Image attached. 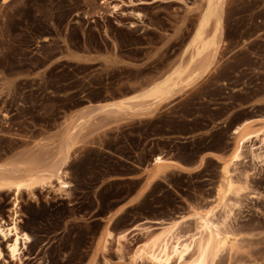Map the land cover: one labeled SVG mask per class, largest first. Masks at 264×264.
<instances>
[{
    "label": "rangeland",
    "instance_id": "obj_1",
    "mask_svg": "<svg viewBox=\"0 0 264 264\" xmlns=\"http://www.w3.org/2000/svg\"><path fill=\"white\" fill-rule=\"evenodd\" d=\"M100 2L0 0V165L11 168L20 155L51 160L68 125L77 140L66 165V192L24 191L16 208L13 193L0 192V223L16 219L30 236L20 261L10 259L0 237V264H132L128 256L147 238L142 227L152 226L151 219L214 204L220 157L232 145L229 118L249 102L264 115V0H225L224 31L208 74L146 112L122 111L124 128L108 133L106 144H81L80 133L95 115L73 116L76 108L131 94L164 76L188 55L186 43L204 6L203 0H111L119 5L111 12ZM77 52L102 60L82 63ZM211 148L221 154L211 153L198 171L172 174L173 193L156 185L137 207L106 215L134 187L111 178L128 171L124 163L147 164L156 152L193 161ZM263 164L261 158L233 167L235 176L250 174V188L231 218L242 248L231 260L223 251L218 264H264ZM107 230L128 233L102 251Z\"/></svg>",
    "mask_w": 264,
    "mask_h": 264
},
{
    "label": "bare ground",
    "instance_id": "obj_2",
    "mask_svg": "<svg viewBox=\"0 0 264 264\" xmlns=\"http://www.w3.org/2000/svg\"><path fill=\"white\" fill-rule=\"evenodd\" d=\"M203 2L204 6L186 43V58H180L164 76L138 91L89 106L103 112L130 111L141 114L149 110L151 105L169 101L197 79L207 75L217 60V45L224 31L225 0ZM100 4L111 12L119 9V5L113 4L111 0H101ZM229 122L232 123V118H229ZM68 126L58 136L51 160L20 155L11 168L7 164L0 165V192L13 193V208L17 207L19 196L24 191L33 194L38 188L44 187H55L65 192L69 189L71 182L67 179L66 165L77 140L73 127ZM230 133L233 135L232 145L230 151L220 157L224 161L219 167L220 183L211 197L214 204L211 203L205 209L191 208L187 214L173 219L150 220L152 226L142 227L147 238L128 256L132 264H218L223 251L226 250L229 260L241 251L242 244L231 218L232 211L241 204L242 195L250 188V174L235 176L233 167L264 158V116L243 119L233 124ZM153 161L160 165L170 160L157 154ZM159 170L160 167L156 172ZM255 196V192H249L250 198ZM136 226L133 225L131 229ZM151 227L158 229L153 232ZM127 233L128 230L118 234L107 230L101 245L102 251L108 249L110 239L114 237L120 244ZM0 237L6 243L10 259L20 261L21 246L25 247L30 236L19 229L16 219L7 225L5 221L0 223ZM117 250L120 252L119 246ZM2 257L0 248V259Z\"/></svg>",
    "mask_w": 264,
    "mask_h": 264
},
{
    "label": "crops",
    "instance_id": "obj_3",
    "mask_svg": "<svg viewBox=\"0 0 264 264\" xmlns=\"http://www.w3.org/2000/svg\"><path fill=\"white\" fill-rule=\"evenodd\" d=\"M78 61L82 63H95L99 62L102 59L95 53L91 52H77ZM103 101H96V102H104ZM250 101V100H249ZM96 102H90L89 104H84L76 108V111H74L73 116H79L82 114H88L91 113L94 116L92 121V127L90 129H87L86 125H84L85 129L83 128V131L80 133L81 138V144L83 143H89V141H93L92 144H101L100 141H102L103 144L105 143V137L110 132H115L119 127L120 129L124 128V119H127L124 117V114L122 111L120 112H103V111H97L96 107H90V104L96 103ZM264 102V98H263ZM247 106L241 110L240 113H234L232 116V124H235L243 119H250L257 115V109L256 104L249 102V104H246ZM264 112V110H263ZM264 116V115H260ZM98 120L96 122L95 120ZM117 122H120L119 124H116ZM87 129V130H86ZM86 130V131H85ZM211 153L215 154H221V152L215 151L212 148L201 151L199 154H197V157L193 161L184 160L181 158H177L175 154H170L169 152L163 153V152H156L153 154L147 164L138 165L134 162H127L124 163L129 168L127 172H118L117 174L111 175V178L118 179L122 181H128V182H134V187L131 191H129L123 198L117 200V202L113 205L111 208V212L106 215H113V216H119L123 213H125L127 210L137 207L139 203H141L151 192H153V188L156 185H162V191H170L173 193L175 188L170 185L172 174L174 173H184V174H191L195 173L201 168V163L203 159H207L211 157ZM160 154L163 158L170 160L166 161L162 164H160L162 171H157V168L153 159L154 156ZM173 160V161H171ZM168 162H178L180 167H175L169 164ZM174 164V163H172ZM124 165V166H125ZM123 167H121L122 169ZM124 169V168H123ZM160 169V170H161ZM160 191H158L159 193ZM156 217V216H155ZM154 220V219H151Z\"/></svg>",
    "mask_w": 264,
    "mask_h": 264
}]
</instances>
